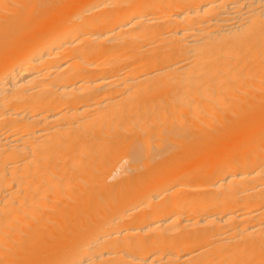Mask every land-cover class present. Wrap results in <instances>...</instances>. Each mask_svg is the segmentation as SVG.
Instances as JSON below:
<instances>
[{"label": "bare ground", "instance_id": "bare-ground-1", "mask_svg": "<svg viewBox=\"0 0 264 264\" xmlns=\"http://www.w3.org/2000/svg\"><path fill=\"white\" fill-rule=\"evenodd\" d=\"M0 264H264V0H0Z\"/></svg>", "mask_w": 264, "mask_h": 264}]
</instances>
